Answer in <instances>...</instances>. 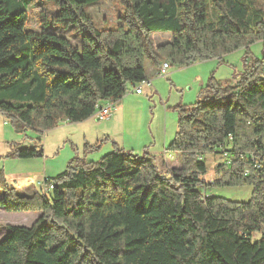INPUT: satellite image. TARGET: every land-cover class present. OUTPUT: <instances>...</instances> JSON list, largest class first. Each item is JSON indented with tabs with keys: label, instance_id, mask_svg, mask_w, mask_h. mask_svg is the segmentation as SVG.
I'll use <instances>...</instances> for the list:
<instances>
[{
	"label": "trees",
	"instance_id": "obj_1",
	"mask_svg": "<svg viewBox=\"0 0 264 264\" xmlns=\"http://www.w3.org/2000/svg\"><path fill=\"white\" fill-rule=\"evenodd\" d=\"M47 1L58 7L49 20L73 26L80 47L47 23L26 27L34 0H0V112L18 129L91 118L97 103H116L146 79V61L181 67L243 49L244 65L232 82L211 76L197 101L178 106L177 131L159 159L112 142L97 161L75 158L44 179L50 189L25 194L0 169V207L39 213L30 226H6L0 264H264V6L113 0L118 24L98 28L86 8L101 0ZM154 33L171 37L154 47ZM256 42L262 57L250 58ZM36 142L11 143L8 157H41ZM208 154L221 161L204 180ZM242 186L251 187L245 202L210 192Z\"/></svg>",
	"mask_w": 264,
	"mask_h": 264
},
{
	"label": "rangeland",
	"instance_id": "obj_2",
	"mask_svg": "<svg viewBox=\"0 0 264 264\" xmlns=\"http://www.w3.org/2000/svg\"><path fill=\"white\" fill-rule=\"evenodd\" d=\"M259 2L264 6V0ZM34 3V6L27 8V28L39 31L47 23L49 30L67 37L75 46L80 47V37L74 34L73 26L64 28L49 20L58 11L56 5L47 0H34ZM86 11L93 18L96 27L107 28L118 24L122 8L116 1L101 0L87 7ZM170 37L169 33H154L151 35V41L156 47L157 43L169 41ZM262 50L261 42L250 45L249 57L261 58ZM244 57L245 51L239 49L224 55L222 60L213 58L181 67L171 64L167 75L152 74L151 80L147 79L149 85L146 84L143 90L152 84L156 89L152 95L144 94L131 98L133 86L127 85L126 96L122 98V101L126 99L123 110L114 116L122 102L120 100L114 103L113 114L108 120H96L92 117L79 123L63 121L50 130L38 132L18 129L13 118L0 116V169L8 184L14 186L18 193L25 194L30 193L32 189H41L44 179L53 178L63 172L75 158L97 161L113 149L112 142L125 151L139 155L148 148L146 152L159 159L163 148L177 131L178 106L190 105L197 101L201 88L211 76L220 82H232L233 75L243 69ZM159 65L161 66V63ZM37 139H40L43 153L41 157H8L11 143H16L19 147H31L39 144ZM95 144L100 147L94 150ZM205 158L207 174L203 179L209 180L214 178V168L221 160L216 154H208ZM47 187L48 185L43 189L46 190ZM210 192L231 201L245 202L250 198L251 187H215ZM38 214L35 211L9 212L0 207V236H4L7 225L30 226Z\"/></svg>",
	"mask_w": 264,
	"mask_h": 264
},
{
	"label": "built area",
	"instance_id": "obj_3",
	"mask_svg": "<svg viewBox=\"0 0 264 264\" xmlns=\"http://www.w3.org/2000/svg\"><path fill=\"white\" fill-rule=\"evenodd\" d=\"M170 67V64L167 62H163L161 64V67L157 73V75H166L167 71ZM149 85V81L147 79L143 80L141 83H139L137 86L133 87L134 88V92L136 94H141L143 91V87L145 85ZM113 110H114V103L109 102V101H102L96 104L95 107V113L93 115V117L96 120H108L110 119V117L113 114ZM51 185H49L46 189H50Z\"/></svg>",
	"mask_w": 264,
	"mask_h": 264
},
{
	"label": "crops",
	"instance_id": "obj_4",
	"mask_svg": "<svg viewBox=\"0 0 264 264\" xmlns=\"http://www.w3.org/2000/svg\"><path fill=\"white\" fill-rule=\"evenodd\" d=\"M161 43H163V41L162 42H160V43H157L156 45H158V44H161ZM160 67L161 66H159V67H157V68H155L154 66H152V64L150 63V62H148V63H145V69H146V79H148V80H151V78H152V74L154 75H156L157 76V73H158V71H159V69H160ZM167 75V74H166ZM151 86V87H150ZM149 87H145L144 88V90L142 91V93L141 94H136L135 92H134V88L132 89V91H131V98H134L135 96H141V95H148V94H153V92L156 90L153 86H152V84L150 85ZM126 96V95H125ZM129 97V98H130ZM128 98V97H127ZM125 101H126V99H124ZM124 100L122 101V99H121V104L122 105H120V107H119V110L118 111H116V109H115V115L114 116H117V114H118V112H120V111H122L123 110V107L122 106H124ZM120 101V100H119ZM116 106V105H115ZM0 116L3 118V116H6L5 114H3V113H1L0 112ZM93 117V116H92ZM91 117V118H92ZM91 118H89V119H91ZM88 119V120H89ZM88 120H85V121H88ZM117 144V143H116ZM117 146L119 147V145L117 144ZM166 148V146L163 148V150ZM123 149V148H122ZM9 150H10V145H9ZM146 150H148V148H145V150L144 151H146ZM162 150V152L160 153V157L158 156V158H161L162 157V155H163V151ZM143 151V152H144ZM152 154V153H151ZM153 155V154H152ZM153 156H155V155H153ZM156 157V156H155ZM157 158V157H156ZM177 159H178V157H177ZM177 159L175 160V161H177ZM88 161H93V160H88ZM1 195H2V193L0 192V197H1ZM39 215V214H38ZM38 215H37V217H38ZM36 217V218H37ZM35 219V218H34ZM4 231H5V229H4ZM5 233V232H4ZM2 236H0V238H1Z\"/></svg>",
	"mask_w": 264,
	"mask_h": 264
}]
</instances>
